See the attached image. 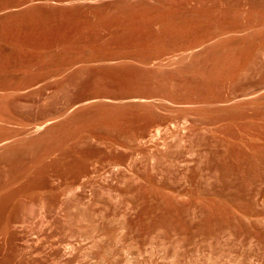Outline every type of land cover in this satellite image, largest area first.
<instances>
[{
    "label": "rangeland",
    "instance_id": "rangeland-1",
    "mask_svg": "<svg viewBox=\"0 0 264 264\" xmlns=\"http://www.w3.org/2000/svg\"><path fill=\"white\" fill-rule=\"evenodd\" d=\"M248 1L0 0V264H264Z\"/></svg>",
    "mask_w": 264,
    "mask_h": 264
},
{
    "label": "bare ground",
    "instance_id": "bare-ground-1",
    "mask_svg": "<svg viewBox=\"0 0 264 264\" xmlns=\"http://www.w3.org/2000/svg\"><path fill=\"white\" fill-rule=\"evenodd\" d=\"M246 5L248 7H264V0H249L248 3H246ZM253 30V29H252ZM249 31H250V28H249ZM235 47H230L229 49H227L228 53H230L232 55V53L235 52L234 50ZM226 51V49H225ZM224 51V52H225ZM236 53V52H235ZM235 55V54H234ZM233 56V55H232Z\"/></svg>",
    "mask_w": 264,
    "mask_h": 264
}]
</instances>
